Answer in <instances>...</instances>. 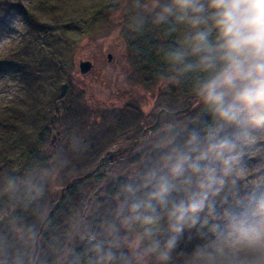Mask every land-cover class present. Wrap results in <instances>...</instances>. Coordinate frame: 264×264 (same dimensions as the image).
Here are the masks:
<instances>
[{
	"label": "clouds",
	"instance_id": "obj_1",
	"mask_svg": "<svg viewBox=\"0 0 264 264\" xmlns=\"http://www.w3.org/2000/svg\"><path fill=\"white\" fill-rule=\"evenodd\" d=\"M133 6V30L149 17L166 26L157 80L183 89L184 107L109 149L116 168L94 190L95 210L103 197L107 214L81 225L70 264H264V0ZM44 180L8 176L2 192L35 200ZM9 233H0V264H36L35 227L14 221Z\"/></svg>",
	"mask_w": 264,
	"mask_h": 264
},
{
	"label": "trees",
	"instance_id": "obj_2",
	"mask_svg": "<svg viewBox=\"0 0 264 264\" xmlns=\"http://www.w3.org/2000/svg\"><path fill=\"white\" fill-rule=\"evenodd\" d=\"M68 4L76 8L70 10L65 7ZM38 6L37 14L33 9L26 11L31 26L23 37L18 55L13 58L29 71L31 80L21 93L5 104H0V126L3 128L0 131V213L14 208L7 216V225L0 228V233H9L10 224L14 221L34 226L38 232L36 264H57L68 243L65 214L69 207L68 201L73 196L74 185L89 178H84V175L96 169L101 156L120 136L136 130L137 138H140L144 129L157 120V114L161 110H182L186 93L183 89L164 87L158 82L157 72L162 67L157 56V47L161 42H167L164 41L166 26L152 24L149 17L142 31L133 30L130 24L139 14V10L133 6V0H56L48 5L41 2ZM112 11L119 12L115 25L127 51L134 59L135 66L142 74L145 85L155 90V101L152 103L154 109L147 112L142 96L141 101L137 100L134 105L129 103L107 114L102 112L101 124L93 131H80L76 138L78 131L75 130H80L79 127L84 125L82 119L77 121L81 116L80 110L64 108L63 114L66 117L71 116L73 120L77 119V123L73 121L71 124L72 131L66 152L68 155L58 158V167L55 168L59 169V175L53 183L65 186L71 180L75 182L65 192L64 199L39 235L42 221L51 210L47 207V194L43 192L35 200H29L23 195L10 198L2 192L5 178L25 177V173L33 168L50 170V158L44 150L45 139L51 132L49 123L54 119L53 110H59L62 82H72L73 65L70 60L83 39L103 35L108 31L110 25L107 19ZM163 118L164 115L161 119ZM73 137L76 138L75 145L71 144ZM105 189L109 193L115 191L111 183ZM101 200L103 203L98 212L94 210L86 218L84 225L95 227L99 217L107 214L108 202L103 197ZM185 243L190 249L195 241ZM82 247L76 236L72 250L80 252ZM66 264H70V260Z\"/></svg>",
	"mask_w": 264,
	"mask_h": 264
},
{
	"label": "rangeland",
	"instance_id": "obj_3",
	"mask_svg": "<svg viewBox=\"0 0 264 264\" xmlns=\"http://www.w3.org/2000/svg\"><path fill=\"white\" fill-rule=\"evenodd\" d=\"M54 1L56 0H0V104H5L9 99L21 93L32 77L22 63H19L20 61L13 59L14 56L18 55L17 51L21 46L23 37L31 26V21L26 15L27 9H33L37 14L38 4L43 2V4L48 5ZM65 7L70 10L76 8L70 4ZM118 14V11L110 12V17L107 19L110 25L108 31L103 35L83 39L77 45L70 60L73 65L72 82H62V84L67 82L69 86L65 95L58 101L59 110H53L54 119L49 123L51 132L45 139L44 150L50 158V170L49 168H33L29 173H25V177L45 178L43 192L47 194V207L49 209L59 200L61 188L64 187L54 184L53 181L56 177L49 173L58 167L56 163L60 156L66 157L68 155L66 152L68 151V139H70L73 121L77 123V119V121L82 119L84 123L79 127L80 130H75L78 131L75 135L77 138L80 131L90 132L101 124L102 112L107 114V112L122 108L126 104L134 105L137 100L141 101L142 96L146 102L144 107L147 112H152L154 109L152 103L155 101V90L145 85L142 74L138 71L133 57L126 49L119 29L115 25ZM108 54H111V59L108 58ZM82 60H90L93 64L91 71L86 74H82L79 69V63ZM65 107L80 110V118L73 120L71 116L66 117L63 114ZM1 130L3 131V128L0 126ZM137 134L136 130L128 131L120 136L117 142L122 146H129L138 139ZM76 138H72V145L76 144ZM114 146L115 144L109 147L101 156L100 167L94 175L79 181L74 187L72 185L73 196L68 201L69 207L65 214L68 243L57 264H66L71 260L76 233L78 230L82 231L81 225H84L86 218L95 210L96 194L94 190L103 183L107 172L116 168L115 158L109 152V149ZM119 155L122 153L117 154V156ZM109 184H106L105 188ZM13 211V207L6 211L4 218L0 221V228L7 225V216Z\"/></svg>",
	"mask_w": 264,
	"mask_h": 264
},
{
	"label": "water",
	"instance_id": "obj_4",
	"mask_svg": "<svg viewBox=\"0 0 264 264\" xmlns=\"http://www.w3.org/2000/svg\"><path fill=\"white\" fill-rule=\"evenodd\" d=\"M67 25H64V27H66ZM108 58L111 59V54H108ZM93 67V64L90 60H82L79 63V69L80 72L82 74H86L89 71H91ZM68 83L65 82L62 84L61 86V95L64 96L67 89H68ZM165 110H161L158 114H157V119L160 118L161 119V115L163 114ZM168 111V110H167ZM100 165L97 166V168L93 171L90 172L88 174H86L84 177H89L91 175H93L98 169H99ZM75 180H71L66 186H64L63 188H61V195L59 197V200L55 203V205L51 208V210L49 211V213L47 214V216L43 219L42 224L40 226V230H39V235L44 231V228L46 227V225L49 223L52 214L57 210L58 206L60 205L61 201L64 199L65 197V192L66 190L70 189L72 187V185L74 184ZM38 251V242H37V247H36V252Z\"/></svg>",
	"mask_w": 264,
	"mask_h": 264
}]
</instances>
